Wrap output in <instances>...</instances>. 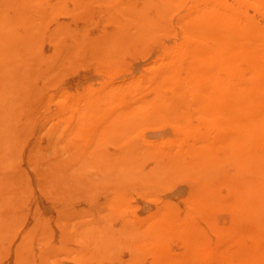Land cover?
I'll return each instance as SVG.
<instances>
[{"label": "bare ground", "instance_id": "1", "mask_svg": "<svg viewBox=\"0 0 264 264\" xmlns=\"http://www.w3.org/2000/svg\"><path fill=\"white\" fill-rule=\"evenodd\" d=\"M71 1L78 13L83 11L89 16L94 12L93 8H87L80 1ZM138 1L141 2L140 7L130 2L119 8V11H125L128 15L130 23L119 24L122 27L112 35L102 33L96 38H90L88 33L70 31L62 24L52 31L55 51L45 58L40 46L42 43L39 44L44 39L41 35L48 20L45 0H3L0 3V249L8 247L9 238L7 240L6 237H12L9 233L17 230L21 219L19 213L22 216L23 206L34 198L31 182L18 167L19 149L22 147L19 144L23 138L19 141L14 136L15 131L19 130L17 125L13 134L11 126L21 114L28 116L26 124L34 122L43 99L39 98L41 89L37 81L41 79L45 84H51L57 77H61L60 71L64 70L70 60L71 63H81L83 60L80 59L88 57V53L96 57L104 53L109 61L120 59L124 53L134 51L135 47L138 50L140 46L145 48L153 44L150 42H155V38L157 42L159 33H174L178 28L182 41L163 47L160 60L166 62L167 68L156 74L159 80L157 87L169 86L172 92L174 90L173 95L162 96L157 102L135 107L130 101L137 90L132 80V85H123L121 88L104 86L100 91L89 90L87 96H82L84 105L73 104L67 113V123L75 124L79 119L82 121L80 126L73 127L71 138L69 135L57 137L49 148L35 145L32 150L29 162L37 174L38 188L50 201H87L84 204L88 206L82 213L68 211L60 217L66 235L64 240H69L67 236H73L70 239H74L78 245L76 248H79L74 254L82 264H143L148 252L157 258L155 264L159 259L164 263L173 261L169 250L171 237L179 241L188 237L186 240L193 248L203 247L206 237L195 226L196 221L190 213L180 215L177 212L178 206L172 201L167 204L164 202L166 205L163 203V207L152 212L142 224L137 223L135 217L126 216L130 209L128 195L116 199L106 197L102 203L98 198L103 187L114 181L122 186L121 190L134 185L137 189V193L133 190L134 194L150 197L151 194L155 196L153 193L156 191L159 193L166 186L168 188L184 179L195 181L185 204L208 221L210 231L218 240L237 238L239 232L245 233L254 240V245L248 249L239 239L233 242L236 252L240 258L252 264L263 261L264 101L257 100L246 87L232 92L203 87L201 79L205 75V66L191 60L182 68L180 60L183 54L178 51L187 45L188 40H193L207 48L205 61L218 59L229 66L232 60L244 53L245 43L255 46V57L264 56L262 36L250 25L240 26L231 11L219 10L213 0ZM64 6L58 5L54 8L55 12L64 9ZM151 11H155L154 14ZM52 16L49 15V20ZM22 28L25 35L16 38L15 31L21 32ZM252 68L262 79L259 89L264 94V65L255 61ZM190 84L195 86L194 96L190 94ZM116 105L121 112L118 121H102L97 139L94 143L87 142L84 130L93 120L90 116L105 114V107L110 110L116 108ZM136 110L144 111V119L155 118L152 116L154 113L158 119L159 116H171L181 123V127L182 123L186 126L188 123L185 122L191 120L193 115L216 120L222 133L204 134L190 126L184 137L169 140L166 149L162 151L152 144L130 145L132 135L140 125L147 122L136 119ZM79 114H83V117L70 120V116L77 117ZM219 114L224 115L221 124ZM23 116L20 121L25 119L26 116L22 119ZM109 143L123 146L121 153L114 158L106 153L105 148ZM223 191H226L225 195ZM227 211L231 212L232 219L221 227L218 215ZM114 221H117L116 226H113ZM37 224L41 228L43 222L39 220L33 225ZM34 235L30 237L34 238ZM151 247L158 249L150 252ZM61 249L64 251L63 245ZM126 249L131 259L124 262L125 259L122 258V261L120 256ZM20 253L21 257L19 255L18 258L24 264L28 254Z\"/></svg>", "mask_w": 264, "mask_h": 264}, {"label": "rangeland", "instance_id": "2", "mask_svg": "<svg viewBox=\"0 0 264 264\" xmlns=\"http://www.w3.org/2000/svg\"><path fill=\"white\" fill-rule=\"evenodd\" d=\"M79 1L80 4L86 6L87 8H93V14L91 13L89 14V16H86V12L84 14V12L82 11V13L79 12L81 14L80 15L74 10V3L71 0H45L44 7L47 8V10H45L46 17L49 20V15L53 14V16L50 17V20H47V22L45 23L46 26L44 25L45 27L43 29L44 36L43 34L41 35V37H43L44 39H42V42L40 41L39 43H42L40 46L41 49H43L42 51L44 52L43 58H45V56L48 57V55L55 51V46L52 42L53 39L51 37L53 33L52 31H55L58 27L62 26V24L64 28L70 31H83V33H88L87 35H89L90 38H96L99 34L102 33L106 35H112L113 32H117V29L121 28L123 24L128 25L127 23H130L128 15H126L125 11H119V8L122 7V5L130 2L133 4H137V6L139 5L138 7L141 6V2L138 0H111L109 2L108 0H76V2ZM213 1L218 4L219 10L231 11L236 22L240 26H252L254 30L258 32V34H261L262 40L264 41V0ZM2 2L3 0H0V3ZM57 2H59V4ZM60 4L62 6L65 5L63 8L66 11L64 9H61L64 11L58 10L57 12H55L54 8ZM154 12L151 11L152 14H154ZM118 21L121 23H119ZM125 21L127 22L125 23ZM115 22L118 24H116ZM119 24L122 25L119 27ZM176 29L177 30L174 33L168 32L166 35L165 33L162 35V32L159 33L160 36L157 37H159L160 40L158 39L157 42L160 43H157L155 38V42H150L153 44H148L149 46L146 45L145 48L144 46H140L139 50L138 47H135L134 51L131 50L127 53H124L122 56H120V59L117 58L115 60L109 61L104 53H101L100 55L98 54V56H100H97L98 58L88 53V57L80 59L83 60L81 61V63L80 61H76L73 62L75 63L73 65L70 60L67 66H65L66 68L64 67L65 71L62 68L64 73L63 71H60L61 74L59 76L61 77H57V80L53 81L51 84H45V82H42L41 79L40 81H37L39 82L37 83L39 86H37L41 89H39V98L42 97L43 99L42 103L37 109L34 122L26 124L28 116L23 114L27 117L26 119V117L21 114L20 117L23 116L22 119H24L25 117L24 120H21L22 122L20 121V117H17L16 123L14 124L13 122L14 126L12 125V123L10 124L12 125L11 127H13L11 128L12 134L13 131L16 130L15 125H17L19 130L17 129L18 131H15L16 133L14 134V136L18 137L19 141L23 138V140L20 142L21 145L19 144V147H22L19 149L21 155L19 154L18 167L19 171L23 175H26V178L31 182V185L34 188V198H32L28 202V204H25L26 207L23 206V212L21 213L22 216H20L19 213V217H21L18 223L19 227L17 226V230L15 229L13 233H9L11 234L9 236L12 237H6L7 240L9 238V241H7L8 247L4 246L3 248H1L3 251L0 249V264H23L24 261L21 263V259L19 260V258L21 257L20 252L26 253V255L28 254V258L26 260V263L24 264H82L74 254L79 248H76V246L78 247V245L74 239L73 241H71L73 236H67L69 240H64V237L66 235H64L63 233L64 227H61L63 225L62 223H60V217L66 214L68 211L69 213H71L70 211H72V213L75 214L82 213V211L88 206V204H84L87 201L77 198V201H68V199H66L65 201H50L48 198L43 196L37 185V174L36 172H34V170H32L29 162L30 154L35 148V145H39L40 148L47 149V147L49 148L51 143H53L57 139V137L61 138L65 135H69V138H71L72 129L74 126L81 125L82 121L78 117L82 118L83 114H79L77 117L70 116V120L79 119L77 123L72 124L70 122L67 123V113L69 109L76 103H82V100L84 99V97L82 96H85L86 94L88 95L87 92L100 91L101 89H104L102 88L104 86H108V88H121L123 85L125 87L126 85L133 84V86H137V90L131 97L130 101L135 107L143 103L151 104L154 101L157 102L159 97L162 96L171 97L174 90L172 92L169 86L162 88L157 87V83L159 82V80L157 79L158 76H156V74H158L160 70L165 71L167 68L166 62H164V60L163 62L160 60L163 47H170L171 44L180 43L182 41L180 30L178 28ZM23 31L24 29L21 32H19L18 30L17 32L15 31V36H17L16 38L23 37L25 35V32ZM12 41L15 42L14 40ZM244 45V53L240 57L232 60L229 66H225L224 62H220L218 59H210L208 61H205L207 57V48L205 46H201L199 43L193 40H188L187 45H185L181 49H178V51L183 54V57L180 60V64L182 68H185L191 60L194 62L202 63V65L205 66V75L201 79V84L205 88H219L227 92H232L237 88L246 87L253 92L251 94L255 95V98L257 100L264 101V94H262L259 89V85L261 84L262 79L258 76L257 73L253 71L252 68L255 61H259L264 65V56L255 57V46L251 43H245ZM86 54H83L82 56H87ZM101 57H103L104 59ZM85 59L87 62H84ZM76 63L77 66H75ZM131 80L133 81V83L131 82ZM134 80L136 85L134 83ZM189 91L188 92L193 96L194 94H196V89L193 84L189 85ZM84 92L86 93L84 94ZM256 92L258 94H256ZM86 98L87 97H85V99ZM82 104L84 105V103ZM105 108V114L97 113L93 116H90L93 117V120L84 130V136L87 142L94 143V141L97 139V136L100 133L99 129L102 121L106 123H109L111 121H118V116L121 112H119L117 105L116 108L110 110H108V107ZM155 108H157L156 105ZM135 112L136 113L134 114H137L136 119H140V121L147 120V122L140 125V127L132 135L130 145L143 146L152 144L158 147L159 151H162L166 149L167 142L169 140L173 141L175 138L177 139L178 136L184 137L190 126L196 127L199 132H202L204 134L209 133L219 135L222 133V129L219 127L216 120L214 121L211 119L203 118L201 116L198 117L196 115H193L191 117V120L185 122L188 124H186L185 126L182 123L181 127V123L178 120L176 121L173 117L171 118V116H159L158 119V115L154 113L152 116H154L155 118L152 119L151 117H149L147 119H144V111L136 110ZM97 117L102 118L99 119ZM223 117V114H219L218 119L220 120V124L224 121ZM18 124L21 125L18 126ZM10 125H8V128H10ZM122 148V145L109 143L106 145L105 150L110 157L114 158L121 153ZM194 173L195 172H193L192 174ZM194 183L195 181H192L191 179L180 180L175 184H171L168 188L166 186V189L163 191L158 190L160 191L159 193H156V191L155 193H153V195L155 196H152L151 194L152 197L150 195V197H147L143 196V194H134L133 190L137 193V189H135L134 185H128L129 188H124V190H121L120 188H122V186L114 181L113 183H109L108 185H105L103 187V192L98 195V198L102 203V201L105 200L106 197L116 199L128 195V197L130 198V209L128 210V214H126V216L131 215L136 218L137 223L142 222V224L145 222V219L147 220L148 216L157 211V209L160 210V208L163 207V203L165 202L167 204L168 201H172L176 204V207L178 206L179 211L177 209V212H179L180 215L181 213L183 215L186 213H190L193 220L196 221L195 226L201 229L199 230L201 235H205L204 237H206V243L203 247L199 246L198 248H193L190 242L186 240L188 237L186 239L185 237H183L182 239L184 241H179L178 239H176V237H171L169 239V250L171 251L174 262L168 261L169 264H252L251 261L245 260L242 257L240 258L235 250V245L233 244L234 241L240 239L243 245H245L248 249L252 248L254 245V240L251 237L246 236L245 233L239 232L236 235L239 236L237 238L226 237L224 240H218L217 236L210 231L208 221L204 220V218L195 213L192 207L185 204V200H187L188 194L189 192H191V188L192 186H194ZM225 194L226 191H223V195ZM218 217L220 219V226L223 227L225 226V223H228L232 219V214L230 211H227L225 213H220ZM39 220L43 222L41 228L38 224L37 226H34L36 225V223H38ZM113 223V226H116L117 221H114ZM30 234L32 236L36 234L37 236L34 235V238H32L30 237ZM48 234H50V238L48 237ZM41 239H45V241ZM185 240L187 243L185 242ZM67 241H70L68 243H70L71 245L68 244ZM62 242L64 243L62 244ZM65 243H67L66 249ZM62 245L64 251L61 249ZM67 246L70 249L67 248ZM72 248L73 250H71ZM153 248L154 247L150 248V252L158 249ZM69 250H71L72 252ZM127 251L128 249L123 250V255L120 256V259L122 261H124L123 259H125L124 262H126L128 258V261L131 259V257H129V252L127 253ZM68 252L71 254H68ZM53 254H55V256H53ZM154 257L155 256L152 253L151 255H149V252L148 254L146 253L143 264H155L157 258L155 257L154 259ZM161 261L162 259H159L158 263L156 264H161L163 262ZM168 262L163 263L168 264ZM258 263L264 264V260L258 261ZM258 263L256 262V264Z\"/></svg>", "mask_w": 264, "mask_h": 264}]
</instances>
